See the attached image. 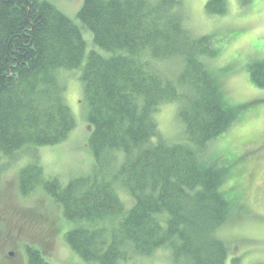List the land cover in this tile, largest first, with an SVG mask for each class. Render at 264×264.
I'll return each instance as SVG.
<instances>
[{
	"label": "trees",
	"instance_id": "obj_1",
	"mask_svg": "<svg viewBox=\"0 0 264 264\" xmlns=\"http://www.w3.org/2000/svg\"><path fill=\"white\" fill-rule=\"evenodd\" d=\"M205 9L221 13L225 2L206 0ZM182 11V0H83L77 17L109 53L90 50L83 63L81 27L52 3L0 0L2 156L65 140L74 118L58 71L80 68L88 146L96 166L108 169L61 186L44 177L36 156L19 170L18 187L28 195L40 185L61 205L64 218L77 223L65 242L87 263L119 264L168 247L171 264H226L218 230L234 213L233 199L207 150L228 127L229 109L205 63L212 36L192 34ZM262 67L251 76L264 86ZM165 102L177 104L183 141L159 135L155 112ZM118 184L130 203L119 197ZM26 252L27 264H52L36 248Z\"/></svg>",
	"mask_w": 264,
	"mask_h": 264
},
{
	"label": "rangeland",
	"instance_id": "obj_2",
	"mask_svg": "<svg viewBox=\"0 0 264 264\" xmlns=\"http://www.w3.org/2000/svg\"><path fill=\"white\" fill-rule=\"evenodd\" d=\"M46 1L81 27L83 63L90 50L109 55L93 44L91 32L77 17L83 0ZM182 2L183 21L189 31L195 36H212L213 53L205 63L218 79L223 106L229 109L228 127L210 142L206 152L221 165L225 177L221 188L233 199L234 213L218 230L228 247L226 264L235 256L241 264H264V86L251 76L253 67H264V0H224V11L214 14L206 11V0ZM79 75L80 68L58 71L74 118L65 140L35 150L24 147L12 158L0 154L4 166L0 173V264H27V246L38 249L52 264H97L83 261L66 244L64 234L77 223L64 218L60 204L40 185L28 195H22L18 187L19 170L36 156L44 177H55L61 186L72 178H92L97 169H108L96 166L88 146L90 126ZM155 118L164 141H183L184 125L175 102L160 104ZM117 191L130 203L125 188L118 184ZM11 251L16 254L13 258ZM169 256V248L161 247L150 256L135 254L119 264H171Z\"/></svg>",
	"mask_w": 264,
	"mask_h": 264
},
{
	"label": "flooded vegetation",
	"instance_id": "obj_3",
	"mask_svg": "<svg viewBox=\"0 0 264 264\" xmlns=\"http://www.w3.org/2000/svg\"><path fill=\"white\" fill-rule=\"evenodd\" d=\"M16 254L14 253V252H10V254H9V256H10V258H13L14 256H15Z\"/></svg>",
	"mask_w": 264,
	"mask_h": 264
}]
</instances>
